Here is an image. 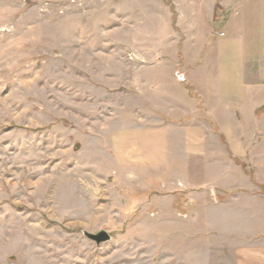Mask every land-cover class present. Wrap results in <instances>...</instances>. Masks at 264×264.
Wrapping results in <instances>:
<instances>
[{"label": "rangeland", "instance_id": "rangeland-1", "mask_svg": "<svg viewBox=\"0 0 264 264\" xmlns=\"http://www.w3.org/2000/svg\"><path fill=\"white\" fill-rule=\"evenodd\" d=\"M190 2L0 0V264H264V159H242L203 106L199 155L178 129L133 135L144 64L174 70L202 37L178 25ZM243 2L233 14L264 28V0Z\"/></svg>", "mask_w": 264, "mask_h": 264}, {"label": "crops", "instance_id": "crops-1", "mask_svg": "<svg viewBox=\"0 0 264 264\" xmlns=\"http://www.w3.org/2000/svg\"><path fill=\"white\" fill-rule=\"evenodd\" d=\"M189 1L187 14L183 10V19L179 18L178 25L202 37L192 36L183 42L185 59L174 70L165 68L164 59L161 63L144 64L146 113L144 123L137 126L145 129L133 135L137 140L163 145L168 144V131L178 129L189 146L186 153L196 156L202 152L204 131L212 130L213 122L227 135L238 136L240 142L236 143L240 145L242 159L261 162L264 159V28L259 26L260 30L258 25L262 18L248 12L241 22L233 13L238 14L244 2L230 0L226 6L232 14L223 23L229 28L217 31L213 25L216 0L210 10L206 6L209 0ZM198 4L206 14L205 30L198 18ZM183 76L185 80L181 81ZM202 106L212 122L201 120ZM189 115L192 120L176 124ZM215 154L218 156L214 160L220 161L221 153ZM144 160L148 161L147 157Z\"/></svg>", "mask_w": 264, "mask_h": 264}, {"label": "water", "instance_id": "water-1", "mask_svg": "<svg viewBox=\"0 0 264 264\" xmlns=\"http://www.w3.org/2000/svg\"><path fill=\"white\" fill-rule=\"evenodd\" d=\"M180 80L181 81H184L185 80V77H180ZM88 237L90 239H92L93 241H95L97 244H101V243H104V242H107L111 239V235L108 231L106 230H102L96 234L94 233H88Z\"/></svg>", "mask_w": 264, "mask_h": 264}]
</instances>
